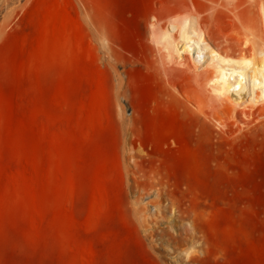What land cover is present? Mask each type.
Masks as SVG:
<instances>
[{
	"label": "rangeland",
	"instance_id": "obj_1",
	"mask_svg": "<svg viewBox=\"0 0 264 264\" xmlns=\"http://www.w3.org/2000/svg\"><path fill=\"white\" fill-rule=\"evenodd\" d=\"M263 1L0 0V264H264V145L188 185L125 137L129 82L162 92L175 65L153 22L262 42Z\"/></svg>",
	"mask_w": 264,
	"mask_h": 264
},
{
	"label": "bare ground",
	"instance_id": "obj_2",
	"mask_svg": "<svg viewBox=\"0 0 264 264\" xmlns=\"http://www.w3.org/2000/svg\"><path fill=\"white\" fill-rule=\"evenodd\" d=\"M191 13L178 15L159 33L155 32L157 23H152L153 38L166 51V60L175 65L158 81L164 84L162 92L155 91L156 81L151 77L150 81L140 76L142 80L129 82L128 101L138 118L134 116L125 137L132 153L167 155L158 166L177 169L176 184L200 185L211 182L202 176L203 169L238 168L242 158L264 145V127L256 128L254 134H242L245 126L264 119V38L259 42L248 34L238 43L214 34L209 40V30ZM224 43L233 48H224ZM185 75L191 84L183 79ZM140 95L146 97V104L154 99L155 119L151 120L146 105H140ZM207 98L218 106L210 105L212 110H208ZM136 136L144 137L146 144L134 145ZM149 141H153L151 148Z\"/></svg>",
	"mask_w": 264,
	"mask_h": 264
}]
</instances>
